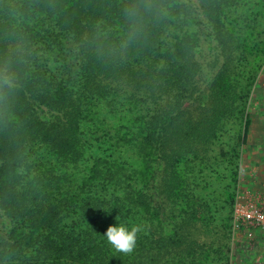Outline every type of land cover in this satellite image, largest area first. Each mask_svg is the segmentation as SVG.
Wrapping results in <instances>:
<instances>
[{"label":"trees","instance_id":"16d2710c","mask_svg":"<svg viewBox=\"0 0 264 264\" xmlns=\"http://www.w3.org/2000/svg\"><path fill=\"white\" fill-rule=\"evenodd\" d=\"M5 66L0 264H231L264 0H0Z\"/></svg>","mask_w":264,"mask_h":264},{"label":"rangeland","instance_id":"374dc122","mask_svg":"<svg viewBox=\"0 0 264 264\" xmlns=\"http://www.w3.org/2000/svg\"><path fill=\"white\" fill-rule=\"evenodd\" d=\"M249 113L252 123L242 154L240 190L254 195L258 194L257 188L264 184V178L257 179V168L264 167L262 159L259 160L264 150V68L253 90ZM259 195L264 197L262 192ZM233 251L231 264H264V230L243 228L235 232Z\"/></svg>","mask_w":264,"mask_h":264},{"label":"built area","instance_id":"2783aa9c","mask_svg":"<svg viewBox=\"0 0 264 264\" xmlns=\"http://www.w3.org/2000/svg\"><path fill=\"white\" fill-rule=\"evenodd\" d=\"M233 224L234 234L243 228L264 230V197L239 189Z\"/></svg>","mask_w":264,"mask_h":264},{"label":"clouds","instance_id":"9594fccd","mask_svg":"<svg viewBox=\"0 0 264 264\" xmlns=\"http://www.w3.org/2000/svg\"><path fill=\"white\" fill-rule=\"evenodd\" d=\"M14 87V77L8 66L0 68V88ZM116 219H118L116 217ZM141 231L139 225L129 229L123 224L112 226L110 225L104 235L107 242L118 252L130 254L135 250L137 233Z\"/></svg>","mask_w":264,"mask_h":264},{"label":"crops","instance_id":"0c3cea01","mask_svg":"<svg viewBox=\"0 0 264 264\" xmlns=\"http://www.w3.org/2000/svg\"><path fill=\"white\" fill-rule=\"evenodd\" d=\"M263 153H262V156L261 157H259V160L260 159H262V161H263V163H262V165H264V150L262 151ZM261 154V153H260ZM261 165V164H260ZM258 177L259 178H257L258 180H260V179H263L264 178V167H261V166H259L258 168ZM262 181V180H261ZM263 186V187H262ZM262 187V188H261ZM258 190H257V193L259 194V192H262V193H264V184H262V185H260V187L259 188H257Z\"/></svg>","mask_w":264,"mask_h":264}]
</instances>
